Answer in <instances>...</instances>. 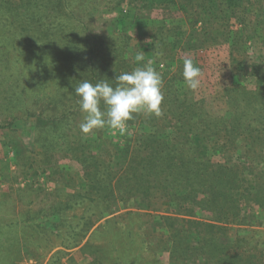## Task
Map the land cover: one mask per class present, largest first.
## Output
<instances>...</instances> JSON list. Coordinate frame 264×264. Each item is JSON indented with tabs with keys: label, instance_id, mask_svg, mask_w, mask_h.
Returning <instances> with one entry per match:
<instances>
[{
	"label": "trees",
	"instance_id": "trees-1",
	"mask_svg": "<svg viewBox=\"0 0 264 264\" xmlns=\"http://www.w3.org/2000/svg\"><path fill=\"white\" fill-rule=\"evenodd\" d=\"M96 15L101 33L88 26ZM129 17L158 26L138 38ZM136 39L163 79L162 115L136 114L125 132L100 129L87 141L74 87L138 67ZM226 47L228 66L213 73L209 49ZM185 59L202 69L198 90L184 83ZM212 76L226 80L221 91ZM23 120L35 122V150L22 176L55 188L7 224L0 245L14 248L11 230L27 229L37 259L55 241L74 249L138 217L136 235L148 232L169 264H264V0H0V129ZM29 188L39 200L43 190ZM123 236H110L114 264L132 263L135 241ZM81 250L100 264L98 247Z\"/></svg>",
	"mask_w": 264,
	"mask_h": 264
},
{
	"label": "rangeland",
	"instance_id": "rangeland-1",
	"mask_svg": "<svg viewBox=\"0 0 264 264\" xmlns=\"http://www.w3.org/2000/svg\"><path fill=\"white\" fill-rule=\"evenodd\" d=\"M124 15L127 12H131L127 4L123 8ZM98 15L93 20L88 21V26L90 29L95 30L94 33H101L102 25L101 20L97 19ZM112 18V17H111ZM114 19H107L108 26H110L111 31L119 30L120 27L113 23ZM158 26L157 21H144L135 20L133 18L125 19V26L128 27L131 35L138 37L145 36L148 34V27ZM134 37V38H135ZM166 38V37H165ZM163 38L162 42H165ZM133 43V57L136 58L137 54H140V41L136 39ZM163 52H166V47H162ZM212 52L211 66L215 68L213 73H217L218 68H224L227 61V47L222 49H209ZM138 67L142 66V62H137ZM151 63V61H148ZM165 67V63L162 64L161 68ZM213 82L216 90H220L226 84V80L222 77L212 76ZM219 91V92H220ZM217 95V93H216ZM220 100V99H219ZM217 100L216 105L223 104V100L220 102ZM5 113V112H4ZM2 114V112H1ZM114 135L117 130L112 132ZM84 139L89 141L91 139V133L84 135ZM35 122L30 120L18 121L13 125L11 129H0V236L8 230L7 224L12 222H20V214L24 213L31 207L29 202L34 201L33 207L36 209V205H44L42 200L46 199L48 194H52L55 185L48 182L47 178L43 175L38 177H24L22 172L24 169V162L27 159H32V154L35 150ZM217 160L223 162V158H218ZM32 175V174H31ZM35 183L36 186L41 188L43 192L39 200L36 199L34 195V188H29L31 184ZM143 221L138 217H132L131 219H125L118 222H112L109 229L97 232L95 236L86 238L82 244L74 249H66L59 246L60 241H55V248L48 250L42 247L38 249V258H30V254L26 247V244L30 241L29 231L15 227L12 232L18 234L19 241L14 248L9 249L8 246L2 244L0 245V264H48L51 257L57 251H64L65 255L58 256L59 264H93L91 258L82 252V247L87 243H90L94 247L100 249L99 255L101 257L100 264H114L116 253H114V248L112 247V236L113 233H119L121 231H126L129 233L130 238L125 240L123 236V241L129 243L131 240L135 241L136 248H131L129 253L130 256L133 254V259L131 264H169L170 252L165 249L158 247L156 240H153L145 232L144 237H138L136 234L139 231V224ZM124 226H128L124 228ZM6 227V229H4ZM110 235V236H109ZM133 237V238H131ZM118 241L115 240V243ZM139 249V250H138Z\"/></svg>",
	"mask_w": 264,
	"mask_h": 264
},
{
	"label": "clouds",
	"instance_id": "clouds-1",
	"mask_svg": "<svg viewBox=\"0 0 264 264\" xmlns=\"http://www.w3.org/2000/svg\"><path fill=\"white\" fill-rule=\"evenodd\" d=\"M135 59L143 62L144 56L140 53ZM182 75L189 89L195 91L201 87L203 72L193 60L183 61ZM111 81L114 83H110L109 79L95 84L81 80L74 87L83 114L79 124L81 133L87 135L105 128L123 133L128 121L135 119L136 114L162 115L164 82L151 63L130 72H121Z\"/></svg>",
	"mask_w": 264,
	"mask_h": 264
}]
</instances>
